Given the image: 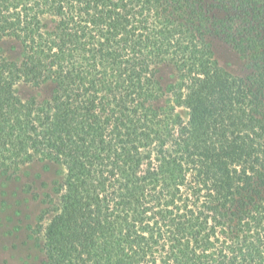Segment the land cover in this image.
Masks as SVG:
<instances>
[{
	"label": "trees",
	"instance_id": "16d2710c",
	"mask_svg": "<svg viewBox=\"0 0 264 264\" xmlns=\"http://www.w3.org/2000/svg\"><path fill=\"white\" fill-rule=\"evenodd\" d=\"M0 41V175L61 170L40 264H264V0H0Z\"/></svg>",
	"mask_w": 264,
	"mask_h": 264
},
{
	"label": "rangeland",
	"instance_id": "374dc122",
	"mask_svg": "<svg viewBox=\"0 0 264 264\" xmlns=\"http://www.w3.org/2000/svg\"><path fill=\"white\" fill-rule=\"evenodd\" d=\"M10 44L0 41V54L12 53ZM215 55L219 62L233 73L245 71L243 61L232 48L220 39L214 40ZM163 79H170L169 70H163ZM32 90L20 86L26 96ZM61 170L53 164L32 162L22 166L16 175H0V264H40V223L42 198L49 192Z\"/></svg>",
	"mask_w": 264,
	"mask_h": 264
}]
</instances>
